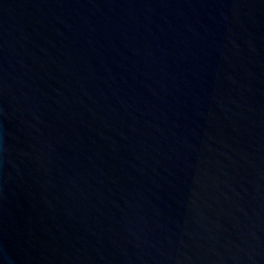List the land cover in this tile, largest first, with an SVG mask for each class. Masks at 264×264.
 Segmentation results:
<instances>
[{
	"label": "water",
	"instance_id": "95a60500",
	"mask_svg": "<svg viewBox=\"0 0 264 264\" xmlns=\"http://www.w3.org/2000/svg\"><path fill=\"white\" fill-rule=\"evenodd\" d=\"M0 264H264V0H0Z\"/></svg>",
	"mask_w": 264,
	"mask_h": 264
}]
</instances>
